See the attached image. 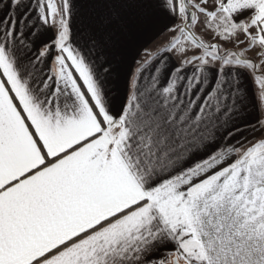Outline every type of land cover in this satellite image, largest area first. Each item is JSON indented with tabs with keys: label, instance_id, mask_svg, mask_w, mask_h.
<instances>
[{
	"label": "snow or ice",
	"instance_id": "6c2138e0",
	"mask_svg": "<svg viewBox=\"0 0 264 264\" xmlns=\"http://www.w3.org/2000/svg\"><path fill=\"white\" fill-rule=\"evenodd\" d=\"M0 264H264V0H0Z\"/></svg>",
	"mask_w": 264,
	"mask_h": 264
},
{
	"label": "crops",
	"instance_id": "0c3cea01",
	"mask_svg": "<svg viewBox=\"0 0 264 264\" xmlns=\"http://www.w3.org/2000/svg\"><path fill=\"white\" fill-rule=\"evenodd\" d=\"M161 30H162V25H157L144 34L142 40L143 47L141 49V54L136 57L137 59H142L144 53L148 51V49L152 46V44L156 43V41H159L164 38H168L167 34H161ZM254 91H255V86H252L250 89L249 116H248L249 120L252 123L256 122V119L260 114Z\"/></svg>",
	"mask_w": 264,
	"mask_h": 264
},
{
	"label": "rangeland",
	"instance_id": "374dc122",
	"mask_svg": "<svg viewBox=\"0 0 264 264\" xmlns=\"http://www.w3.org/2000/svg\"><path fill=\"white\" fill-rule=\"evenodd\" d=\"M167 39L168 38H164V39H161L159 41H156V43L152 44V46L146 52H155L158 47L162 46L167 41ZM143 58L144 59L147 58V56H145V53L143 55Z\"/></svg>",
	"mask_w": 264,
	"mask_h": 264
}]
</instances>
